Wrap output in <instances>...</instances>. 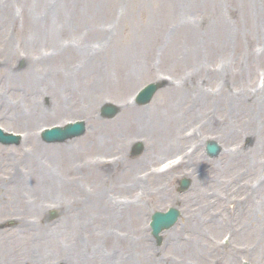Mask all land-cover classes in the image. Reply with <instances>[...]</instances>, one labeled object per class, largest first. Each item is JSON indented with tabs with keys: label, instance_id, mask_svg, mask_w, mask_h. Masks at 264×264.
<instances>
[{
	"label": "rangeland",
	"instance_id": "obj_1",
	"mask_svg": "<svg viewBox=\"0 0 264 264\" xmlns=\"http://www.w3.org/2000/svg\"><path fill=\"white\" fill-rule=\"evenodd\" d=\"M162 79L150 105L132 104ZM105 103L122 107L114 120L99 118ZM76 120L83 137L40 140ZM0 127L24 136L0 145V264H264V0H0ZM174 205L183 216L157 246L149 217Z\"/></svg>",
	"mask_w": 264,
	"mask_h": 264
},
{
	"label": "bare ground",
	"instance_id": "obj_2",
	"mask_svg": "<svg viewBox=\"0 0 264 264\" xmlns=\"http://www.w3.org/2000/svg\"><path fill=\"white\" fill-rule=\"evenodd\" d=\"M95 47V46H94ZM94 47H92L91 48V53H92V55H95V49H94ZM90 49V48H89ZM98 51H99V48H98ZM88 53H89V50H88ZM138 68H129V70L131 71V72H134V71H136ZM130 71H129V73H130ZM128 73V74H129ZM40 74V72L39 71H36V70H28V71H25V72H23V73H21L20 74V77H22V78H24V79H26V80H28V81H30L31 82V84L33 85L34 84V81H35V79H36V77L38 76ZM61 74H62V76H63V78H65L66 77V72H61ZM127 74V75H128ZM126 75V76H127ZM119 78V77H118ZM5 79H7L8 81L10 80H12L13 79V77L11 76V74L10 73H7L6 74V76H5ZM68 85V84H67ZM79 88V87H78ZM79 89H81V87L79 88ZM54 91H55V89H54ZM57 91L58 92H60L61 94H64L65 92H66V89L65 88H63V89H59V88H57ZM56 92V91H55ZM57 93V92H56ZM190 97H195V96H197V95H200V104L201 105H203V103H204V100H205V94L204 93H202V91L201 90H198V91H194V92H191L190 94ZM188 98V95L187 94H184L183 95V97H182V100H178V101H175V102H173V103H171L172 104V108H174L175 110H177V107H178V104L179 103H181L182 101H184V100H186ZM28 104L29 105V107H28V111H23L20 115H19V118H21V117H23V118H26V119H28L29 121V123L31 124V123H33L34 122V120L36 119V117H38L37 116V112H41L39 109V107H37L35 104H34V102L30 99V97L28 98V101H26L24 98H22V103L21 104ZM30 105H33L34 107L33 108H30ZM5 113V115H6V118H8V117H10V115H11V113L10 112H4ZM133 120H135V123H138V122H149L148 121V118H146V117H134L133 118ZM158 119H154V121H153V124L152 123H150V125L147 127V129H149V130H151V129H154V126H155V128H160L161 129V132L158 134L160 137H162L163 135H164V127H163V125H161V124H159V123H157L156 121H157ZM236 124H238V125H240L239 123H236ZM171 146H174V147H178L179 148V144L178 143H173V144H170ZM112 210V212L114 213V212H116V210H114V209H111ZM108 214V213H107ZM108 216V215H107ZM126 217V214H118V213H114L113 215H111V216H109L108 217V220L109 221H112V222H115V223H117V224H122V222H123V220H124V218ZM221 222H225L223 219L222 220H220ZM140 251H142V248H140ZM128 259V258H127ZM224 264V263H223Z\"/></svg>",
	"mask_w": 264,
	"mask_h": 264
},
{
	"label": "water",
	"instance_id": "obj_3",
	"mask_svg": "<svg viewBox=\"0 0 264 264\" xmlns=\"http://www.w3.org/2000/svg\"><path fill=\"white\" fill-rule=\"evenodd\" d=\"M65 135L66 134V132H62V133H60L59 135H57L54 139H51V140H60V139H62V135ZM210 151H211V153L212 154H214V153H216V149L214 148V147H211L210 148ZM162 227V226H161ZM161 227L159 228V229H161ZM158 233H159V231H158Z\"/></svg>",
	"mask_w": 264,
	"mask_h": 264
}]
</instances>
